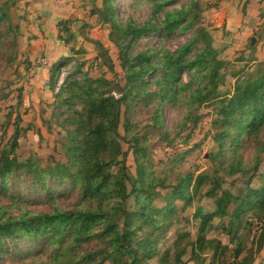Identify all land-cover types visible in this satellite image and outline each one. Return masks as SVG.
<instances>
[{"label": "rangeland", "instance_id": "1", "mask_svg": "<svg viewBox=\"0 0 264 264\" xmlns=\"http://www.w3.org/2000/svg\"><path fill=\"white\" fill-rule=\"evenodd\" d=\"M20 1L16 0L13 4V0H0V11L3 3L8 5L3 8L4 13H0V150L8 146L17 124L18 146L14 153L17 159L20 162L30 159L38 168L46 169L55 167L57 162H66L70 126L64 119L72 114L74 108L66 112L64 106L55 105L51 89L49 102L44 101L40 91L35 94L34 85L30 83L31 68L25 57L27 40L20 34V24L24 21ZM197 1L201 8L203 39L219 51L218 58L222 62L220 68L224 80L219 90L229 93L236 80L241 81L246 72L264 61V21L257 30L244 37L241 34L242 24L236 28L228 25L220 11L224 9L222 5L226 0ZM240 1L236 7L237 14H244L248 2ZM97 3L100 5V0ZM179 5L180 1H175V7ZM116 12L120 21L130 18L135 22H143L150 8L146 4L134 7L130 0H116ZM259 14L264 18V7H260ZM67 25L72 32L71 24ZM101 30L107 32V47L102 45L101 50L100 43H92L88 49L79 45L76 39L69 42L76 52L71 51L69 57L72 59L60 65L54 79L55 92L65 78H78L73 70L76 65L82 64V71H86L89 77H102L112 82L102 90L119 96L118 87H122L125 82L124 72L119 66L118 51L108 39L107 28L102 26ZM193 33L194 30L163 35L152 33L139 38L135 50L165 48L173 51L188 42ZM251 37L254 38L253 43ZM38 63L44 66L45 62L40 59ZM182 78L185 84L189 82L190 76L184 74ZM148 82V92L155 91L151 79ZM188 93L187 89L181 87L177 99L163 102L158 110V99L151 97L127 99L121 105L118 141L121 150L126 153L127 172L135 175L136 165L131 146L135 144L133 138H136L143 149L140 154L147 172H152L158 180L155 185L157 193L150 197L152 207L164 209L165 212H162L165 214L163 217H153L149 211L148 215L132 220L134 226L142 225L134 238H149L154 242V249L150 246L151 242L148 247L151 257L141 259L142 264H158L160 256L167 252L173 259H180V264H264V240L261 245L259 243L264 236V208L244 212L238 219L235 218L232 228L230 214L234 203L229 205L224 216L214 214L216 199L223 191L240 202L249 198L251 189H259L264 184V131L252 138L242 135L237 150L231 139L220 144L213 139V120L216 117L214 102L190 104ZM234 152L241 160L240 169L231 166L236 161ZM117 169L118 165L111 166L113 173ZM19 173L8 178L6 190L0 189V205L10 204L13 198H20L23 208L29 212L50 211L51 202L46 193L39 186H33L30 176ZM185 174L194 177L205 174L206 180L199 190L190 191L185 199L170 197L172 187ZM209 178H216L219 184V189L211 196L206 194L207 189L213 186ZM44 179L46 187L57 191L58 207L71 209L81 204L85 209L88 203L94 205L96 202L80 200L77 187L62 185L58 188L57 183L54 184L55 180H51L48 175ZM161 181L164 186L160 185ZM126 209L129 212L136 209L134 195L127 199ZM205 220L203 229L206 240L218 241L227 247L223 254L219 252L215 258L212 244L205 245L202 251L196 246V238ZM152 222L158 226L155 231L149 225ZM69 235L67 232L62 233L50 245L26 238L15 243L6 241L0 246V264H113L109 259L101 262L100 255H95L92 261L81 259L86 253L96 252L100 248V241L94 234L72 246L69 245ZM237 246L241 252L236 257L234 249ZM139 255H143L142 250Z\"/></svg>", "mask_w": 264, "mask_h": 264}, {"label": "trees", "instance_id": "2", "mask_svg": "<svg viewBox=\"0 0 264 264\" xmlns=\"http://www.w3.org/2000/svg\"><path fill=\"white\" fill-rule=\"evenodd\" d=\"M15 1L12 3L15 4ZM130 1L134 7L146 4L150 8V13L143 22H135L130 18L120 21L116 12V0H100V5L93 6L91 10V14L96 15L101 25L107 28L108 39L118 51L119 66L124 72L125 81L122 87H118V97L102 90L111 81L102 77H89L86 71H82V64L76 65L73 70L78 78H65L55 92L54 79L59 67L72 58L62 57L49 67L48 85L54 93V104L64 106L66 112L74 108L72 114L64 119L70 126L66 162H57L55 167L46 169L38 168L30 159L20 162L14 154L18 146L17 124L8 146L0 150L1 191L7 189L8 178L20 172L19 175L30 176L33 186H39L46 193L52 207L48 212L32 213L23 208L20 198H13L10 204L0 205V246L6 241L15 243L23 238L29 241L41 240L50 245L58 236L67 232L71 237L70 246L92 234L100 241V248L96 252H89L81 257L84 261H92L95 255H100L101 262L109 259L113 264H142L141 259L151 257L148 250L151 240L134 238L142 225L134 226L132 220L148 215L149 211L153 217H163L165 214L162 213L164 209L152 207L150 197L157 193L155 185L158 180L152 172H147L140 154L143 149L136 138H133L135 144L131 146L136 165L135 175L127 172L126 153L121 150L118 141L121 105L127 99L156 98L158 110L163 102L175 101L181 87L187 89L190 104L214 102L216 117L213 120V139L220 144L231 139L235 150L238 149L242 135L252 138L264 131V61L246 72L241 81L236 80L231 92L221 93L219 87L224 80L220 68L222 62L218 58L219 51L203 39L198 1L179 0L178 7H175L177 0ZM5 7L8 5L3 3L1 14ZM67 24L68 21L60 22L58 32V39L65 43L74 40ZM193 30L189 41L173 51L165 48L135 50L136 41L143 36ZM71 51L76 52L74 49ZM184 74L190 76L189 82L185 84L182 78ZM148 79L156 87L153 92L147 90ZM262 145L264 146V140ZM233 157L236 161L231 164L232 168L240 169L241 160L237 152H234ZM112 165H118L115 173L111 171ZM47 175L55 180L56 187H77L80 200L96 202L94 205L88 203L85 209L81 204L71 209L58 207L59 196L55 195L57 191L45 186L44 178ZM205 177V174L195 177L185 174L172 187L170 197L185 199L190 191L196 192L201 188ZM209 180L213 186L207 189L206 194L211 196L219 189V184L216 178ZM160 185L164 186L162 181ZM250 191L249 198L237 201L238 203L237 198L223 191L216 199L214 214L224 216L229 205L234 203L230 214L232 228L235 218L238 219L244 212L264 208V184L261 188ZM132 195L136 209L129 212L126 202ZM205 223L206 220L201 224L196 246L202 251L205 245L212 244L215 258L219 252L223 254L227 247L218 241L206 240L203 229ZM149 225L154 231L158 229L154 222ZM263 240L264 236L260 238V245ZM150 246L154 249V242ZM140 250L142 256L139 255ZM191 252L193 253V247ZM240 252L241 248L237 246L234 249L235 256H239ZM180 263V259H173L168 252L158 260V264Z\"/></svg>", "mask_w": 264, "mask_h": 264}, {"label": "crops", "instance_id": "3", "mask_svg": "<svg viewBox=\"0 0 264 264\" xmlns=\"http://www.w3.org/2000/svg\"><path fill=\"white\" fill-rule=\"evenodd\" d=\"M24 21L20 24V34L27 40L26 62L30 65L34 92L42 93L44 101L49 102L51 91L48 85L49 67L60 58L69 56L72 43L58 39L59 23L68 21L74 39L79 45L90 49L92 43H100L99 50L107 47V32L96 15L91 14L98 0H21ZM240 0H226L220 11L228 25L239 27L242 24L244 37L257 30L264 18L259 14L264 0H248L246 12L237 14ZM243 3L245 0L242 1ZM237 38L240 36L236 35ZM240 39V38H239ZM242 39V38H241ZM261 44V42L259 43ZM44 60V66L38 60Z\"/></svg>", "mask_w": 264, "mask_h": 264}, {"label": "water", "instance_id": "4", "mask_svg": "<svg viewBox=\"0 0 264 264\" xmlns=\"http://www.w3.org/2000/svg\"><path fill=\"white\" fill-rule=\"evenodd\" d=\"M250 41H251V43H253V41H254V38H253V37H251V40H250Z\"/></svg>", "mask_w": 264, "mask_h": 264}]
</instances>
